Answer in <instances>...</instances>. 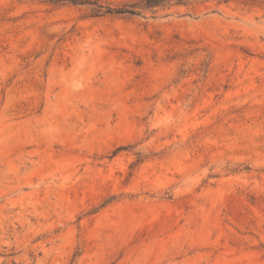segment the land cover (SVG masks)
<instances>
[{
  "label": "rangeland",
  "instance_id": "374dc122",
  "mask_svg": "<svg viewBox=\"0 0 264 264\" xmlns=\"http://www.w3.org/2000/svg\"><path fill=\"white\" fill-rule=\"evenodd\" d=\"M155 11L0 0V264H264V0Z\"/></svg>",
  "mask_w": 264,
  "mask_h": 264
},
{
  "label": "trees",
  "instance_id": "16d2710c",
  "mask_svg": "<svg viewBox=\"0 0 264 264\" xmlns=\"http://www.w3.org/2000/svg\"><path fill=\"white\" fill-rule=\"evenodd\" d=\"M54 5H85L91 10V16L104 15L134 16L141 12L155 13L157 8H170L173 5H187L190 0H135L119 6L105 4L101 0H45Z\"/></svg>",
  "mask_w": 264,
  "mask_h": 264
}]
</instances>
